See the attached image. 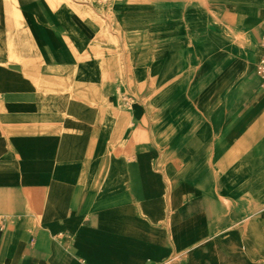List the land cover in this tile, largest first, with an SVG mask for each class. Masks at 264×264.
Segmentation results:
<instances>
[{
	"label": "crops",
	"instance_id": "crops-1",
	"mask_svg": "<svg viewBox=\"0 0 264 264\" xmlns=\"http://www.w3.org/2000/svg\"><path fill=\"white\" fill-rule=\"evenodd\" d=\"M79 3L0 0V264L249 262L226 238L264 222V187H243L264 164V0H115L125 45L174 47L150 70Z\"/></svg>",
	"mask_w": 264,
	"mask_h": 264
},
{
	"label": "rangeland",
	"instance_id": "rangeland-1",
	"mask_svg": "<svg viewBox=\"0 0 264 264\" xmlns=\"http://www.w3.org/2000/svg\"><path fill=\"white\" fill-rule=\"evenodd\" d=\"M114 1L115 0H86L83 3H79V5L82 6L86 12L88 10L90 15L94 16L96 20L99 22L98 23L100 25L99 34L101 38H109L111 41L113 39L112 42L114 43V45H116V49H119L120 53L122 54L124 53L132 56L130 65L133 66V68H138V69L147 68L148 70H150L152 67L151 65L153 64L151 58L156 53H160V54L163 53L164 55L168 51L172 50L174 47L166 43L164 44L156 43V40L150 37V35L141 34L136 31H132L128 36H126L127 38L126 43H128V45H125L123 38L124 36L119 35V33H117L113 28V22L111 18L112 15L110 13L109 8ZM120 39L121 41L123 40V45L121 46L117 45ZM15 41L17 42L16 38ZM140 54L146 55L148 58L147 60L148 62L141 61L139 58ZM135 55H138L136 60H135ZM178 64L177 63H169L168 65L165 64L163 65L161 70H159L157 77H153V78L148 77L147 80L146 79L145 80L149 81V84H151V87L153 88L157 86L160 87V86L169 85L176 78V75H178L179 73L178 72L179 69L176 68ZM196 79L197 78H192L191 81H195ZM263 90H264V86H263ZM119 99L122 102L124 101L123 97ZM128 123L129 121L126 119V116L119 117L116 120V126H118L119 128H121V130H123L121 133L122 135ZM121 136H119V134L118 135L116 134L117 141L121 140L122 138ZM136 140H137L136 135H133L131 140H129L128 145L129 146L132 145L133 142H135ZM183 148L185 147L179 145L178 149L180 153L182 152ZM261 155L264 156L263 154ZM246 158H247L246 154H243L242 159H246ZM232 160L233 162H235L236 158H233L231 160L229 159V161ZM225 161H226L225 158H219L217 159L216 163L220 165L222 162L223 169L225 170L231 169L224 166V164H226ZM252 166H254V168ZM246 169L247 171L248 170H250V172L252 171L253 174H251L250 178L243 183V187H248L250 185L254 186L257 183H259L261 186L264 187V164L260 165L257 161V158H254V156L251 155L249 166ZM233 193H236L239 196L240 194L241 195L244 194L243 190H239ZM243 198L244 201L253 203L255 208L256 204L254 202L252 194L251 196L246 195ZM252 210H250L249 212H252ZM249 227L250 226H248L247 228L244 227L243 236H242L243 238L239 235L235 237L233 232H228L229 236H227L226 240L230 243H232L233 241V243L236 244L234 248H236L237 254H239L240 252L242 254V250H243L245 256L249 259V262L239 263V264H264V222L261 223V227H263L262 230H257L256 226H253L255 227L254 230H250Z\"/></svg>",
	"mask_w": 264,
	"mask_h": 264
},
{
	"label": "bare ground",
	"instance_id": "bare-ground-1",
	"mask_svg": "<svg viewBox=\"0 0 264 264\" xmlns=\"http://www.w3.org/2000/svg\"><path fill=\"white\" fill-rule=\"evenodd\" d=\"M65 2H68L69 4H71V3H76V2H81V3H83V2H85L86 0H83V1H81V0H64ZM18 17H21L20 16V12L18 11V10H15V15H14V20L16 21L17 19H18ZM116 98V97H115ZM34 102V101H33ZM26 103V102H25ZM31 103V102H30ZM122 116H126V113L124 112V111H118V112H116V114H115V123H116V120L119 118V117H122ZM116 130H117V132H116V134L118 135L119 134V136H121L122 134V131L123 130H121V128H119L118 126H116ZM145 130V129H144ZM122 137V136H121ZM64 152H62L61 153V155L62 156H64ZM75 154V152L74 151H72V152H69V153H67V155H69V156H73ZM20 158V157H19ZM223 165V164H222ZM224 166L226 167L227 165L226 164H224ZM31 195H29V196H32V193H30ZM254 222H252L251 220H246V223H245V227L247 228L248 226H250L249 227V229L250 230H254V228L255 227H253V226H255L254 224H253ZM256 229L257 230H262L263 229V227H261V226H256ZM239 264V263H238Z\"/></svg>",
	"mask_w": 264,
	"mask_h": 264
},
{
	"label": "built area",
	"instance_id": "built-area-1",
	"mask_svg": "<svg viewBox=\"0 0 264 264\" xmlns=\"http://www.w3.org/2000/svg\"><path fill=\"white\" fill-rule=\"evenodd\" d=\"M257 73L261 76L264 84V62L261 61L257 67Z\"/></svg>",
	"mask_w": 264,
	"mask_h": 264
}]
</instances>
